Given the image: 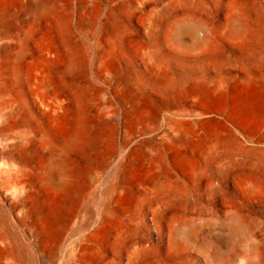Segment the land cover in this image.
<instances>
[{
	"label": "rangeland",
	"instance_id": "obj_1",
	"mask_svg": "<svg viewBox=\"0 0 264 264\" xmlns=\"http://www.w3.org/2000/svg\"><path fill=\"white\" fill-rule=\"evenodd\" d=\"M45 2L40 15L35 0H0V264H127L134 251L138 264H212L229 253L242 264L245 232L264 264V0ZM150 19L158 44L146 37ZM70 47L82 61L74 69ZM240 80L253 85L250 101ZM140 92L151 114L139 112ZM95 124L110 133L89 161L69 145ZM180 126L216 129L237 149L204 159L185 149L197 170L186 168L170 141ZM53 149L76 174L61 227L42 245L24 183L43 194L44 179L64 178L42 172ZM142 158L163 162L159 190L142 181Z\"/></svg>",
	"mask_w": 264,
	"mask_h": 264
},
{
	"label": "bare ground",
	"instance_id": "obj_2",
	"mask_svg": "<svg viewBox=\"0 0 264 264\" xmlns=\"http://www.w3.org/2000/svg\"><path fill=\"white\" fill-rule=\"evenodd\" d=\"M35 1H36V5H37V8H35L37 10V14H40V15L47 14L48 11H49V9H48L47 2H45L46 0L45 1L44 0H35ZM170 11L171 10H169V12ZM240 14H242V13H240ZM242 17L243 16H241V15H235L234 17H232V20H231V26H232L231 27L232 28L231 30L232 31H231V34L230 35L237 36L238 34H240L243 31V23H244V21L242 22ZM57 21L59 23V26H61V28H63L62 19L61 18H57ZM181 22H183V21H181ZM177 23L178 22H176V24ZM157 24H158V21L156 19H150V20H148V25L149 26L146 27L147 28V30H146L147 31L146 32V37L148 38L149 43L150 42L151 43H155V42L157 43V40H159L158 39V34L156 32L158 30L155 31V30L152 29V27L155 26V25H157ZM178 26H181V24L178 25ZM178 29H179V27H178ZM244 31H245V29H244ZM116 33H117V31L114 30V34L115 35H116ZM176 33L178 34L177 31H176ZM193 33H194V31H193ZM183 36L184 35H182V37ZM261 37H262V35H261ZM185 39H187V38H185ZM185 39L184 40L182 39V40L185 41ZM67 40L69 41L68 38H67ZM182 40L180 38L177 41L182 42ZM240 41H241V39H240ZM187 43H189V42H187ZM190 44H191V42H190ZM184 45H185V42H184ZM203 45H205V44H203ZM197 48H198V46H197ZM70 55H71V62H70V68L71 69H74V68L79 67V66L82 65V61L77 56V50H76L75 47H70ZM72 71H74V70H72ZM240 81H241V83L239 84V82H238L237 87H235V88H237V90L243 96L245 95L244 98H245L246 101H250L251 100V97H252V93L254 92L253 91V85L249 81H242V80H240ZM51 84H52V82H51ZM66 88H68V87H66ZM47 90H49V89H47ZM65 90H67V89H65ZM67 93H68V90H67ZM60 94H62V93L60 92ZM73 94H74V97L75 98H78V95H76L75 93H73ZM138 94H139L140 97H143L145 95L144 92H140ZM58 95H57V97H58ZM59 98H57V101L59 100ZM83 98L85 99V97H83ZM145 100H146V102L148 101V105L146 103V105H147L146 107L147 108H141V111H139V112H141V115L142 116L145 113L146 114L150 113V111L151 112L152 111L153 112L155 111V107H153V104H152L151 100H149L147 97H145ZM54 101L56 102V100H54ZM62 103H65V102H62ZM142 105H143V103H142ZM143 111H144V113H143ZM84 112H86V110ZM85 114L87 115V113H85ZM142 116H140V117H142ZM137 117H139V115H137ZM147 117L150 118L151 116L150 117L147 116ZM131 118H132V116H131ZM144 118H140V120L141 119H144ZM102 120H103V118H102ZM93 122H95V121H93ZM136 122L137 121H135V123ZM135 123H134V121H132L131 126L134 125ZM129 125H130V123H129ZM131 126H129V127L132 129ZM135 128H136V126H135ZM107 129L103 128L102 126L100 127V125H96V124L91 128L90 131H87L86 128L83 127V132L69 146L72 147V148H75V149L79 150L82 153V155L84 156V158L90 161L91 160L90 157L98 152L99 147L101 146V144H103L105 141L108 140L110 131L107 130ZM215 130L214 131H210V132H205V131L200 130V129H198L196 127H193V126L184 127V128H183V126L177 127L176 128V135H175V137H171L170 138V141L173 142L174 145H175L174 146V150L176 152L175 154H176V159L178 160V162L182 163L183 166L186 167V168H190V169H193V170H197V165L195 163L189 162L188 160H186L184 158L183 150L189 149V150H191V152L198 154L200 156V158L204 159L209 154H211L210 151H212L214 149H223V150L227 151V153L228 152L230 153L232 151L234 152V150L237 149V146L235 145V143H233L230 140H227L225 137H223L222 134H220V132H218V131L215 132ZM48 155H49V158L47 160H45L43 162L42 166H41L42 172L43 171L47 172V171H51L52 169L53 170L54 169H57V170L61 171L60 173L63 174V177L64 178H62V180H58L55 176L50 175L47 179H44V182L45 183L43 184V188H44V191L42 192L43 194H41L40 191L34 190L35 188L33 187V184H32L31 181L28 180L26 183H24V185H25L24 190H27V192H26L27 200L30 202L29 205H28L29 206V211L35 213V215H36V220H37V223H38V232H37L38 234H37V236H38L39 242L42 245H49V244H51L53 242L55 236L57 235L58 230L61 227L62 219H63V216H64V213H63V211L60 208L61 200H62V198L66 197V196H68L70 194V191L72 190L71 189V184H72V182H71V176L74 175V174H76L75 168H73L70 165V163L68 162L66 156L64 155V153H62L61 150L53 149V150L49 151ZM141 162H143V163H142L141 167L139 168L140 169L139 172L142 175V181L147 182L148 184L153 185V187L156 190H159L160 187H161V184L159 183V179H158V176L159 175L157 174L156 171L158 170L159 164L161 165L163 162L161 163V161H160V163H159V162H157L155 160L149 161L147 158H142ZM36 171H37V169H36ZM253 189H254V187H253ZM253 192H254V190H253ZM128 197L129 196H127V195L125 196V198H128ZM232 219H234V224H238L237 223V217L232 216ZM236 227H237V225H234V227L231 229V235L233 237H235V238L239 236L238 235V228H236ZM184 230H186V229H184ZM110 232H111L110 229L109 230H106L105 231V235L108 236L110 234ZM97 237H99V236H97ZM210 238H213V236L211 235ZM239 239H240V241L243 242L242 244L244 245V250H245V251L242 250L244 252V258L242 260V264H256V261H257L259 255H258L257 249L255 248V246L253 245V242L250 239L249 233L248 232H245L243 234V236L242 235L240 236ZM2 244H5V241H4L3 237L0 235V254L2 252V249H1V245ZM188 246H189V244H188ZM241 247H242V245H241ZM216 248L218 249V251L220 250L219 249V246H217ZM239 248H240V246H239ZM10 250H11V248H10ZM10 254H7V256L10 257V258H12V256ZM228 255H229V259H230L228 262H212V264H236L235 263V261H236L235 254L229 253ZM3 256H5V255L4 254L1 255L2 258H3ZM140 257H141L140 253L138 251H134L130 255L127 264H138V261H139Z\"/></svg>",
	"mask_w": 264,
	"mask_h": 264
}]
</instances>
